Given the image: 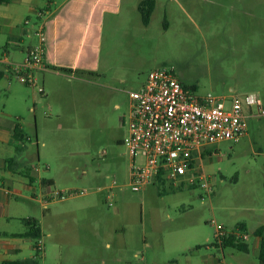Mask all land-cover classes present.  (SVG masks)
Listing matches in <instances>:
<instances>
[{
    "label": "rangeland",
    "instance_id": "obj_1",
    "mask_svg": "<svg viewBox=\"0 0 264 264\" xmlns=\"http://www.w3.org/2000/svg\"><path fill=\"white\" fill-rule=\"evenodd\" d=\"M31 15L21 27L36 26ZM142 21L136 12L115 32L107 26L102 75L63 79L61 92L49 96L13 70L32 37L15 38L16 46L12 35H0V47L9 43L11 50L9 56L0 50V121L14 123L20 116L27 134L22 153L13 146L6 156L23 157L20 169L38 175L31 190L22 172L0 170L21 189L10 196V217L2 213L0 236L22 237V218H37L42 237L15 240L22 245L16 256L36 255L35 243L41 242V264H260L254 230L264 222V120L248 118V133L238 142L209 145L201 163L210 190L168 180L133 190L124 140L130 132L129 92L140 90L158 67L173 69L199 94L224 95L235 88L238 95L264 97V0H160L149 29ZM99 177L112 188H93ZM43 178L56 184L45 188ZM66 189L88 192L47 204L69 213L63 217L67 237L58 242L47 236L53 223L40 199ZM87 198L95 199L90 209L83 203ZM239 222L248 226L249 251L214 244L217 225L229 231Z\"/></svg>",
    "mask_w": 264,
    "mask_h": 264
},
{
    "label": "built area",
    "instance_id": "obj_2",
    "mask_svg": "<svg viewBox=\"0 0 264 264\" xmlns=\"http://www.w3.org/2000/svg\"><path fill=\"white\" fill-rule=\"evenodd\" d=\"M28 22V21H27ZM39 41L29 49L14 73L25 84L44 94L39 82L45 65L44 24L37 29ZM130 132L124 140L131 156L130 185L137 191L150 182L166 180L180 185H201L210 190L211 184L203 171L201 159L209 145L223 140L237 142L248 132L245 108L253 109L256 117L264 119V105L256 93L218 95L199 94L184 83L169 67L151 70L140 90H131ZM88 191L53 190L45 195L44 206ZM229 231L217 225L215 238L222 244ZM240 240L247 233H238ZM38 249L42 250L40 242Z\"/></svg>",
    "mask_w": 264,
    "mask_h": 264
},
{
    "label": "crops",
    "instance_id": "obj_3",
    "mask_svg": "<svg viewBox=\"0 0 264 264\" xmlns=\"http://www.w3.org/2000/svg\"><path fill=\"white\" fill-rule=\"evenodd\" d=\"M141 1L142 0H8L6 2H0V35L8 33L13 36L12 39H14V41L15 38L21 39L23 34L27 35V37H32L33 41L30 46L27 47L28 49H26L29 50L39 41L37 29L41 24H44L46 36L44 43L46 48V69L39 73V79L44 86L45 96L55 93L58 94L61 92L60 83L63 79H67L68 81L74 79L85 80L87 77L99 78L102 75V48L106 27H112V32H115L131 13H141L139 10ZM159 1L160 0H155L156 5L149 24H145L142 21L145 30L149 29L151 26L154 13L159 6ZM31 14L35 15L36 20L38 19L35 22L37 27L33 26L31 29L21 27L20 22L32 16ZM169 25L170 23H168V27ZM8 44L2 46L3 48L0 47L1 52L7 56L11 54ZM15 44L19 46L18 41H15ZM20 51L23 50L20 48ZM53 82H55V84H53ZM233 94L238 95L235 92V88H231L230 92L224 94V96ZM256 94L264 105V97L261 98L259 93ZM253 117H256L253 114V109L245 108L246 122L248 118ZM2 118L0 121V170L3 171V169L8 168V173H10L11 170L22 172L23 175L29 179V184L27 186L33 190L34 187L32 183L37 180L38 175L31 169L25 168L27 171H25V169H20L23 165L24 158H19V160L12 164L8 162V159L15 156H6L7 154L5 151L9 150V152H11V147L18 145L14 137V125L16 122L10 123L5 120V118ZM258 120L261 121L264 119L259 118ZM18 122L21 123L25 137H27L20 116L18 117ZM35 132L39 134L40 130L36 129ZM7 147L10 148L7 149ZM7 175L8 174L4 172L0 173V218L3 212L7 213V216L10 217L8 211L10 196L21 190L15 187L13 183L14 179L9 178ZM41 183L45 188L49 189L50 186L56 184V180L55 178H43ZM92 187L102 191L111 189L112 185H108L104 178L99 177ZM109 196L110 194H108V197ZM94 200L93 198L84 199L83 203L85 208L90 209L93 206L92 203ZM59 202L63 201H54L51 204ZM54 208L55 207L50 206L47 207L48 212L45 214V218H49V221L53 223L47 232V236L61 242L63 238L67 237L68 229L64 225L65 221L63 218L66 212L63 213L59 209L57 210ZM66 214L69 215V213ZM23 219L24 218H22V220ZM262 225H264V222L260 226ZM241 226L245 229H240ZM260 226L256 227L254 230V234L257 238L254 245L259 253L262 237L255 232ZM26 230L27 227L25 226L18 234H22ZM229 232L236 233L237 235L238 233L248 234V226L245 222H239L236 224V228L234 230H229ZM23 237L25 236H0L1 264L6 260L21 259L16 255H18L17 253L22 249V245L15 240ZM244 242L248 244L250 250L248 241L245 240ZM107 245L110 246L111 243L107 242Z\"/></svg>",
    "mask_w": 264,
    "mask_h": 264
},
{
    "label": "trees",
    "instance_id": "obj_4",
    "mask_svg": "<svg viewBox=\"0 0 264 264\" xmlns=\"http://www.w3.org/2000/svg\"><path fill=\"white\" fill-rule=\"evenodd\" d=\"M6 1L8 0H0V2H6ZM155 5H156L155 0H142L141 1L139 5V10L141 12L143 22L145 24H149L153 10L155 8ZM190 86H192L194 89H198L196 85H190ZM14 137L16 141L18 142L17 153L18 155H20L24 148L23 141L25 139V133L23 131L21 123L19 122H16L14 125ZM17 160H19V158L15 156V157L8 159V162L12 164V163H15ZM22 221L27 227V230L21 234L22 236L30 237L35 240L42 237L41 226H40L39 221L36 218L28 217V218H24ZM240 229L244 230L245 228L241 226ZM255 233L258 235H261L262 237L261 249L259 253V260H260V264H264V225L260 226L256 230ZM214 244L222 248L226 246H233L243 251L249 250L248 244L240 240L238 235L233 232H230L229 235L226 238H224V241L221 245L218 244L217 241ZM35 247L37 248V254L35 256L16 259V260H6L2 264H41L37 242L35 243Z\"/></svg>",
    "mask_w": 264,
    "mask_h": 264
}]
</instances>
